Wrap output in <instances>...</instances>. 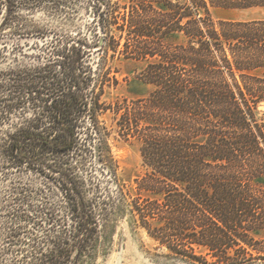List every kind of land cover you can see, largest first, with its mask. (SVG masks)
<instances>
[{
	"label": "trees",
	"instance_id": "trees-1",
	"mask_svg": "<svg viewBox=\"0 0 264 264\" xmlns=\"http://www.w3.org/2000/svg\"><path fill=\"white\" fill-rule=\"evenodd\" d=\"M82 1L0 0V210L25 234L51 225L14 264H80L122 211L192 264L264 258V17L213 15L264 0H84L94 18L72 29L18 15L72 22ZM117 58L153 89L105 101ZM112 139L140 146L133 186Z\"/></svg>",
	"mask_w": 264,
	"mask_h": 264
},
{
	"label": "rangeland",
	"instance_id": "rangeland-1",
	"mask_svg": "<svg viewBox=\"0 0 264 264\" xmlns=\"http://www.w3.org/2000/svg\"><path fill=\"white\" fill-rule=\"evenodd\" d=\"M10 1L19 5L21 2L25 3L26 0ZM32 3H34L33 9L19 10L20 14L18 15H23L27 19L32 20L31 23L36 28L61 27L72 29L75 25L82 27L94 18L92 11L84 9V0L78 4L79 12L73 14L72 22L53 14V12L37 8L40 5L39 2ZM213 15L216 18H262L264 17V8L254 7L240 10L214 8ZM13 30L7 29L4 33L10 34ZM114 65L118 69L119 84L106 88L103 96L105 101L110 102L122 97H140L148 94L153 89L152 85L146 84L137 78L138 72L145 65L144 61L117 58L114 61ZM259 107L264 112V101L260 103ZM111 144L113 152L120 162L119 176L121 181L129 186L135 185L134 179L144 170L139 144L119 139H112ZM4 184L6 183L0 181V196L4 195L2 188ZM9 224L6 213L0 210V264H14L15 251L13 249L18 237H23L27 241L38 237L41 240L48 241L51 227L48 223H43L42 228L37 226V229L34 226H30L28 234H25L22 230L10 229ZM13 228L16 227L13 225ZM45 245L49 249L52 246L50 242ZM93 250L92 253L83 257L80 264H192L174 253L172 254L166 246L153 239L145 229L137 226L128 211L114 214L102 226L99 241ZM259 255L255 253L253 258L247 260L246 263L264 264V258H260Z\"/></svg>",
	"mask_w": 264,
	"mask_h": 264
}]
</instances>
